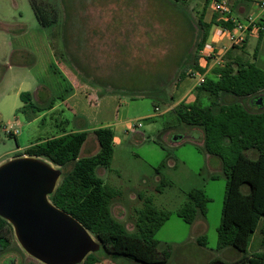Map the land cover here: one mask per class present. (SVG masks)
<instances>
[{"label":"rangeland","instance_id":"1","mask_svg":"<svg viewBox=\"0 0 264 264\" xmlns=\"http://www.w3.org/2000/svg\"><path fill=\"white\" fill-rule=\"evenodd\" d=\"M37 3L50 26L38 23L29 0H0V164L10 160L8 154L18 144L24 147L38 138L78 128L70 103L62 104L69 94L67 81L74 80L86 86L83 94L88 107L94 96L103 99L102 106L97 102L100 109L92 105V121L79 117L89 132L80 157L97 152L92 128L109 122L114 132L113 157L109 169H97L96 175L119 192L111 209L128 232H133L136 212L149 199L158 211L171 213L154 237L159 252H170L167 264L216 260L231 264L243 255L264 253L263 221L244 254L232 248L217 249L226 186L221 160L206 153L202 132L177 124L172 111L180 102L208 106L215 101L208 93L196 91L191 76L180 79L184 59L189 52L195 55L197 24L205 0ZM248 9L255 11V4L250 2ZM212 15L208 4L203 18L209 22ZM232 53L264 70V33L261 38L248 35L244 45ZM21 93H30L40 105L52 103L56 109L46 115L37 113L40 118L29 121L27 112H21ZM260 95L259 107L264 105V91ZM110 96H118L117 102L109 105ZM230 100L221 95L215 102L220 106ZM241 101L248 111H257L253 98ZM10 125L19 131L17 135L5 132ZM247 154L255 156L252 151ZM161 163L164 166L156 173ZM162 179L168 185L159 192ZM193 189H201L209 202L206 216L198 215L189 225L176 212ZM202 236L205 246L197 243ZM13 240L11 250L0 256V264H41L20 248L14 233ZM98 256L104 259L103 251Z\"/></svg>","mask_w":264,"mask_h":264},{"label":"trees","instance_id":"2","mask_svg":"<svg viewBox=\"0 0 264 264\" xmlns=\"http://www.w3.org/2000/svg\"><path fill=\"white\" fill-rule=\"evenodd\" d=\"M29 2L38 23L50 26V20L46 18L37 0ZM208 4L209 0H205L203 12L198 19L195 55L189 52L184 59L180 79L187 77L188 71L204 72L198 65L197 56L207 41L211 26H233L231 22L218 20L216 13L209 22L205 21L203 14ZM263 30L258 32L259 38ZM233 49L224 54L223 67L214 69L215 77L207 78L203 84L195 87L198 93L206 92L215 101L221 95H227L231 100L220 106L215 101L208 106H200L196 102H180L172 111L177 124L199 129L206 153L221 160L226 186L221 222L217 229V249L232 248L244 254L252 234L262 221L261 233L264 234V105L259 107L256 103L263 100L260 93L264 91V70L253 62L242 61L239 55L232 53ZM256 53L257 47L254 57ZM245 98L254 99L253 103L258 106L256 112H250L244 107L241 100ZM20 99L23 103L22 113L36 115L40 112L31 103L30 93H21ZM92 134L98 150L89 157H80L89 132L65 131L35 141L13 158L33 157L47 160L60 168L61 177L49 201L75 218L100 242L98 252L103 251L105 260L112 264H167L170 252H159L154 237L171 213L158 211L152 206L151 200L145 199L143 209L136 212L133 232H128L110 210L119 192L106 186L96 175L97 169L108 170L110 167L114 132L110 127H99L93 129ZM249 151L255 153L254 158L248 156ZM163 166L161 163L155 169L156 173ZM67 167L69 169L65 170ZM166 185L168 181L162 179L157 191L161 192ZM208 202L209 199L201 189H193L187 193L186 202L176 212V216L191 225L198 215L206 216ZM12 240L11 225L0 217V256L11 250ZM197 243L205 246V237L198 238ZM98 252L87 255L81 264L101 263L104 259L99 258ZM209 264L229 263L216 260ZM231 264H264V253L250 257L243 255Z\"/></svg>","mask_w":264,"mask_h":264},{"label":"water","instance_id":"3","mask_svg":"<svg viewBox=\"0 0 264 264\" xmlns=\"http://www.w3.org/2000/svg\"><path fill=\"white\" fill-rule=\"evenodd\" d=\"M60 177V169L33 157L0 164V217L20 248L41 264H81L100 242L49 201Z\"/></svg>","mask_w":264,"mask_h":264},{"label":"built area","instance_id":"4","mask_svg":"<svg viewBox=\"0 0 264 264\" xmlns=\"http://www.w3.org/2000/svg\"><path fill=\"white\" fill-rule=\"evenodd\" d=\"M209 5L213 11V14H217V19L225 22H231L233 26L231 28L221 25L215 26L213 35H225L230 43V47L242 46L246 41V38L250 34H258L262 30L264 24V17L260 13L258 15L249 14L243 19H238L232 12L230 0H209ZM258 6L261 11H264V0H259ZM206 44V43H205ZM204 44L203 48L199 51L201 59H203L204 66H199L204 69L203 73H197L194 71H188V75L195 81V87L203 84L207 78H214V69L223 67L224 54L228 48L214 45V43ZM158 111V108H155ZM132 127H135L132 125ZM5 132L17 135L19 131L14 129L12 125L8 128H4Z\"/></svg>","mask_w":264,"mask_h":264},{"label":"crops","instance_id":"5","mask_svg":"<svg viewBox=\"0 0 264 264\" xmlns=\"http://www.w3.org/2000/svg\"><path fill=\"white\" fill-rule=\"evenodd\" d=\"M249 1L253 2V4H255V6H256L255 11H252V9H250V10L248 9V5L250 3ZM258 2H259V0H230V5H231L232 12L235 14V16L238 19H243L247 15L252 14L253 12H254L253 15H258V14L261 13L263 15V17H264V11L263 12L261 11L260 7L258 6ZM214 30H215V26L212 25L210 30H209V35H208L206 44L211 42V43H214V45L217 46V48L226 47V48H228L227 51L231 50L232 47H230V43H229L228 38L225 35H213ZM263 33H264V30H263ZM263 33H262V35H263ZM258 37H259V35H258ZM198 64L200 66H204V62H203V59H201V57L198 58ZM67 83H68V88H69V90H68L69 94H68V97L66 98V100L62 101V104H66V102L70 103V110L72 111L75 119L78 120V122H79L78 123V128H75V130H70V132L85 131L84 130L85 122L79 121L80 120L79 119L80 115L86 117L89 121H92V119H94L92 105H94L93 107L99 108L100 104H98V103L100 101L101 102V106H102L103 99L102 98H98L96 96V100H95V96H94V98H93L94 100H90V102H89V106L90 107H88L87 104H86L85 94H83L84 91L86 90V88H85L86 86L85 85L81 86V85L78 84V82H76L74 80H71V79H70V81H67ZM40 90L41 89H39V91ZM117 100H118V96H110L109 98H107L106 101H107V103L109 105H111L114 102H117ZM39 102H40V100L37 99V101L35 103L33 101V96L31 95V103H33L35 106H37V108L40 110V112H42V111H44V113L46 112L45 115L47 113L52 112V111H54L56 109V106L53 105L52 103L47 104V103H43L42 102L43 104L40 105V104H38ZM26 118L29 121H31V120H37L38 118H40V116L38 114H36V115L28 114L26 116ZM99 127H110V123L106 122V124H104V125L102 124ZM99 127H97V128H99ZM92 129H96V128H92ZM63 132H65V130H62V131L58 132V134L63 133ZM58 134L55 133V134H52V135L45 136L43 138H38L37 140L48 138V137L55 136V135H58ZM37 140H34L33 142L29 143L27 146H24V147H21L18 144L16 149L10 151V154H8V156L11 155V157H9L8 159H12L13 155H15L17 153H20V152H23V150L25 148H27L30 144L34 143ZM110 210H111L112 216L116 220H121L120 218H116L113 215V210L111 209V207H110ZM104 263L111 264V262L107 261V259H106V261H104ZM97 264H101V263H97Z\"/></svg>","mask_w":264,"mask_h":264}]
</instances>
